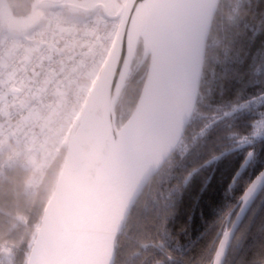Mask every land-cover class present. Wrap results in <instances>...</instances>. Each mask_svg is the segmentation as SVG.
<instances>
[{"label": "trees", "instance_id": "obj_1", "mask_svg": "<svg viewBox=\"0 0 264 264\" xmlns=\"http://www.w3.org/2000/svg\"><path fill=\"white\" fill-rule=\"evenodd\" d=\"M213 18L190 123L134 203L113 264H210L216 235L264 168V0H220ZM146 65L133 68L123 89L118 128L134 110ZM66 145L0 173V264L26 263ZM240 224L223 264H264V186Z\"/></svg>", "mask_w": 264, "mask_h": 264}, {"label": "water", "instance_id": "obj_2", "mask_svg": "<svg viewBox=\"0 0 264 264\" xmlns=\"http://www.w3.org/2000/svg\"><path fill=\"white\" fill-rule=\"evenodd\" d=\"M219 2L124 0L118 15L110 17L119 19L117 35L67 138L63 165L25 264H113L115 240L134 203L190 123ZM145 62L137 103L118 128V101L133 68L139 71ZM100 127L106 129L105 138L88 161ZM261 173L264 168L216 235L219 242L210 264L224 263L234 233L263 189Z\"/></svg>", "mask_w": 264, "mask_h": 264}, {"label": "built area", "instance_id": "obj_3", "mask_svg": "<svg viewBox=\"0 0 264 264\" xmlns=\"http://www.w3.org/2000/svg\"><path fill=\"white\" fill-rule=\"evenodd\" d=\"M43 13L44 28L0 39V173L28 168L63 145L83 105V82L98 74L119 26L97 15Z\"/></svg>", "mask_w": 264, "mask_h": 264}, {"label": "rangeland", "instance_id": "obj_4", "mask_svg": "<svg viewBox=\"0 0 264 264\" xmlns=\"http://www.w3.org/2000/svg\"><path fill=\"white\" fill-rule=\"evenodd\" d=\"M122 2L123 0H0V38L5 35L16 37L33 30L44 28V11L55 13L63 19L74 18L84 20L95 17L96 15L115 17L120 11ZM95 79L83 82V105L78 110L77 117L85 106L90 89L96 81ZM259 119L260 121L264 119V110L260 112ZM76 120L66 124L64 131L66 140L64 145L67 143V137ZM256 126L259 127L261 125ZM259 130L260 128H258ZM32 185H34V179L31 175L26 187L29 189ZM3 252L6 254L8 249H4Z\"/></svg>", "mask_w": 264, "mask_h": 264}, {"label": "bare ground", "instance_id": "obj_5", "mask_svg": "<svg viewBox=\"0 0 264 264\" xmlns=\"http://www.w3.org/2000/svg\"><path fill=\"white\" fill-rule=\"evenodd\" d=\"M105 132H106V129L105 127H100L97 132H96V135H95V141L93 143V145L91 146L90 148V154H89V160L90 161V157H93L94 155H96L99 151H100V147H101V144L104 140V136H105Z\"/></svg>", "mask_w": 264, "mask_h": 264}, {"label": "snow or ice", "instance_id": "obj_6", "mask_svg": "<svg viewBox=\"0 0 264 264\" xmlns=\"http://www.w3.org/2000/svg\"><path fill=\"white\" fill-rule=\"evenodd\" d=\"M133 11H135V6L133 7ZM129 19L130 20L132 19V14L131 13H129ZM261 176H264V173H261ZM254 188H255V182L253 183V185L246 192L245 197H244L245 199L247 198L248 195H251V193L254 190Z\"/></svg>", "mask_w": 264, "mask_h": 264}, {"label": "clouds", "instance_id": "obj_7", "mask_svg": "<svg viewBox=\"0 0 264 264\" xmlns=\"http://www.w3.org/2000/svg\"><path fill=\"white\" fill-rule=\"evenodd\" d=\"M206 75H207V69L204 70V76H206Z\"/></svg>", "mask_w": 264, "mask_h": 264}, {"label": "flooded vegetation", "instance_id": "obj_8", "mask_svg": "<svg viewBox=\"0 0 264 264\" xmlns=\"http://www.w3.org/2000/svg\"><path fill=\"white\" fill-rule=\"evenodd\" d=\"M224 228H225V226H224Z\"/></svg>", "mask_w": 264, "mask_h": 264}]
</instances>
